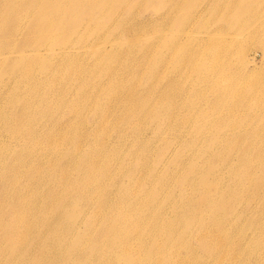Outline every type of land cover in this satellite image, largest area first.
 Returning a JSON list of instances; mask_svg holds the SVG:
<instances>
[{
    "label": "rangeland",
    "instance_id": "rangeland-1",
    "mask_svg": "<svg viewBox=\"0 0 264 264\" xmlns=\"http://www.w3.org/2000/svg\"><path fill=\"white\" fill-rule=\"evenodd\" d=\"M124 1L131 15L112 10L108 20L98 21L94 14L78 10L74 15L81 14L82 20L69 29L78 31L80 37L64 34L60 28L51 30L47 34L54 38L48 44L52 50L30 62V70L37 74L62 72V77L61 83L50 87L57 97L45 85L30 80V88L38 93L32 105L40 108L30 114V147L49 143L34 156L44 167L38 174L32 171L21 178L6 166L0 169V191L7 196L0 199V209L9 203L6 221L23 213L21 203L29 200L23 199L24 193L36 196L30 222L37 223L40 242L23 251L22 255L30 254L24 264H47L40 250L50 236L57 239L56 249L64 254L59 264H97L104 259L109 264H128V258H133L131 264H156L154 256L160 264H169L167 253L178 254L185 264H216V253L212 257L202 252L199 228L206 236L222 238L227 254L236 248L243 264H253L254 256H264V76L260 81L256 78L254 89L236 104L230 117L225 111L234 101L229 98L217 99L210 92L204 102L190 101L200 74L191 62L205 61L221 48L210 51L208 35L179 31L187 26L201 32L199 26L206 27L214 15L222 17L223 9L230 8L237 15L251 0H196L187 9L175 10L152 2L164 0L143 5L140 0ZM110 19L116 20L114 25ZM249 19L237 16L229 21ZM20 25L25 26L26 20L20 19ZM262 25L264 20L256 35L243 41L214 35L215 41L232 42L231 71L264 75ZM115 27L121 30L114 35ZM158 27L160 31L153 33ZM184 33L188 35L183 37ZM23 34L19 31L15 38L20 40ZM63 35L71 40L66 49L59 43ZM95 40L101 42L96 49L84 48ZM27 50L0 57L1 85L24 72V58L33 57ZM235 51L239 54L232 57ZM178 57L186 62L175 64ZM97 59L103 60L96 63ZM71 67L88 81L64 86L65 71ZM111 79L122 81L120 90L131 94L130 102L118 104L103 120L91 109L104 112L105 105L97 100ZM171 88L177 93L172 102L160 96ZM20 98L16 104L19 101L21 107L26 101ZM4 105L2 100L0 106ZM132 108L136 111L126 116L125 109ZM72 128L78 142L57 145L56 132L64 134ZM0 145L11 155L18 147L12 134L2 129ZM95 157L98 164L92 165ZM4 182L9 189L5 190ZM56 195L61 199L55 200ZM53 219L60 224L46 225ZM8 229V222L0 227L3 264L13 258L4 240ZM134 231L138 234L128 240V233ZM212 244L216 250V243Z\"/></svg>",
    "mask_w": 264,
    "mask_h": 264
},
{
    "label": "bare ground",
    "instance_id": "bare-ground-1",
    "mask_svg": "<svg viewBox=\"0 0 264 264\" xmlns=\"http://www.w3.org/2000/svg\"><path fill=\"white\" fill-rule=\"evenodd\" d=\"M151 0H140V4L143 5ZM160 1V0H159ZM156 6H161L166 9H182L192 6L196 0H164L161 2H155ZM240 1L237 2L239 4ZM64 5V6H63ZM36 6L37 10L31 9V7ZM44 6V7H43ZM30 7V8H29ZM90 12L94 14V17L98 21L108 20L110 18V12L112 10H117V12H123L126 15H131V7L126 5L124 0H0V57L5 53H16L24 52L25 49L31 53L33 57L24 58L23 64L25 69L22 74H18L15 77V80L12 83H7L5 85L0 84V102L4 100L5 105L0 106V129L2 132H8L12 134L14 140L17 143V150L11 155L10 152L6 151L4 147L0 145V169H3L6 166L7 170L11 171L13 175L17 178L23 177L27 173L34 171L36 174L39 173L40 168L44 167V164L34 160V156L37 151L49 146V143L45 144L44 142L35 143L30 147V130L33 126L29 122L30 114H35L39 112V107H33L32 102L38 95L34 88H30V80H33L37 85H45L46 88H49L54 95V89L50 87L56 86L58 83H61L62 72L58 76H50L45 71L44 74H37L36 71L30 70V62H34L36 58H40L43 55V51H50L51 48L48 47L49 40L53 37H50L47 33L54 29H64L63 33H69L70 36L80 37L78 31L72 32L69 29L70 26L77 24V21L82 20V16L74 15L77 11ZM224 10L222 17H217L214 15V19L208 23L204 28L200 27L203 31L197 32L192 31V29L187 26L182 27L179 31H188L199 34L208 35L209 40L207 41L210 51L212 48L219 46L221 50L219 52L213 53L210 55L209 59L205 61L195 60L191 62L193 68L200 71V74L195 77L196 80V89L190 94V101H200L204 102L207 97V93H213L217 99L229 98L234 103L229 106L225 113L227 116H231V112L234 110L238 102H242V98L245 94L250 93L255 87L256 78L258 81L263 78L264 75L252 72H243L231 71L229 69V55L232 46L231 41L219 40L215 41L214 35L224 34L231 39L235 38L238 41H243L246 37L255 36L258 27L264 20V0H251L247 4L243 5L239 13L233 14L230 8ZM213 12V11H212ZM232 12V13H231ZM217 14V13H216ZM218 15V14H217ZM80 16V17H79ZM243 16V19L249 17L248 22L243 20H236L231 23L229 21L232 18ZM20 19L26 20V25H20ZM109 22V21H108ZM110 22L114 25L116 20L110 19ZM121 23V21H118ZM137 27L142 26V24H137ZM215 26V27H214ZM261 29L264 30V25L261 26ZM121 27H115L113 29L114 35L119 33ZM21 31L24 34L21 39L18 40L15 38L16 34ZM159 27L154 30L153 33H157ZM188 33L182 34L183 37H186ZM123 38H127V35L124 34ZM54 39V38H53ZM65 35L61 38V43L66 49V43L70 42ZM45 44L46 47L42 50L38 48L40 45ZM101 44L100 41L95 40L94 45L86 46L85 49H96L97 45ZM93 47V48H92ZM95 47V48H94ZM19 49V50H17ZM241 51V50H240ZM236 51L233 53L232 57L235 56ZM237 53L236 55H238ZM30 54H25L22 56H27ZM175 59V58H174ZM103 59H97L96 63H99ZM193 61V60H192ZM186 62L185 59L178 57L175 61V64H182ZM1 64V61H0ZM186 64V63H184ZM39 66V64H38ZM244 68L248 70V66L244 65ZM111 70V68H108ZM179 70V69H178ZM179 72V71H178ZM257 75V76H256ZM42 76V77H40ZM1 78V77H0ZM88 78L86 76H78L73 71V68H69L65 71V76L63 84L66 87H69L73 83L87 82ZM17 82V84H15ZM105 94L97 100L101 101L105 105L104 112L94 111L92 108V113H98L103 120H106L107 115L120 103H129L130 93L124 94L120 90L123 85L120 79L110 80ZM132 86V85H131ZM130 86V87H131ZM34 87V86H33ZM167 91V90H166ZM163 91L160 96L163 99H166L170 102L173 101L175 97L174 88H171L168 92ZM177 92V91H176ZM159 95L160 93L157 92ZM55 97L58 96V93H55ZM18 97H21L19 100H24V104L19 106V101L16 104ZM89 106V104H85ZM19 108L18 113H14L13 110ZM13 109V110H12ZM12 110V111H11ZM135 109H125V115L133 113ZM11 111V112H10ZM136 111V110H135ZM8 113V116L7 114ZM175 113L174 106L170 107V115ZM208 111L203 112L207 114ZM226 117V119H228ZM71 135L75 136L70 138ZM57 136V145L61 143L70 144L73 142H78V133L74 128L69 132L61 134L56 132ZM12 148V147H11ZM92 165H97V157L91 163ZM5 185V190L9 189L8 183H3ZM6 192V191H5ZM5 192L0 191V199H6L7 196ZM30 191L23 194V199L26 197L29 198L23 205L24 211L22 214L12 217L11 219H5L4 211L9 207V203L0 209V227L5 225L8 222L9 229L5 233L4 240L10 247L9 254H13V258L9 259L6 264H24L27 261H30V254L26 253L22 255L25 249L30 251V248L34 245L39 244L37 235V223L33 220L30 222V217L36 211V196H30ZM10 199L16 196H8ZM30 197L32 201H30ZM61 196L56 195L55 200H60ZM11 202V201H10ZM197 211V209L192 210V213ZM39 211H37L38 213ZM191 213V214H192ZM181 218H184L183 215H180ZM127 222L126 219H124ZM221 226V221H217ZM131 228L133 225L130 222H127ZM33 224V225H32ZM60 221L58 219L46 221V225L54 228L56 225H59ZM198 235L197 239L201 241L202 252L209 256L216 253V264H243L241 253L238 249L234 248L227 254V251L223 245V240L220 237L214 235L206 236L205 232L200 233V228L197 230ZM61 232L66 233V229L62 228ZM162 234H166L165 230L161 231ZM138 234L134 231V234L128 233V240L133 237V235ZM185 246L188 245V240H183ZM213 242L216 243V250L213 247ZM237 242V240H236ZM58 241L57 239L53 240L50 236L47 241L44 243L40 251L42 255L46 257L47 264H59V259L63 256V252L58 250ZM193 251L192 247L188 245V252ZM166 260L169 264H185L182 257L178 254L172 253L166 254ZM8 258V255H7ZM156 264H160L158 257H153ZM255 262L253 264H259L260 262L264 264V256H254ZM133 258H128L127 263L131 264ZM252 260V261H253ZM100 264H109V259H104L98 262ZM97 263V264H98ZM0 264L3 262L0 261ZM81 264H88L85 261H81ZM199 264H204L199 262Z\"/></svg>",
    "mask_w": 264,
    "mask_h": 264
}]
</instances>
